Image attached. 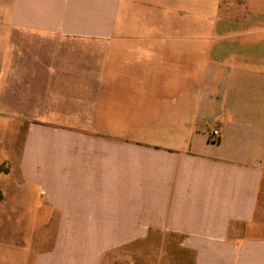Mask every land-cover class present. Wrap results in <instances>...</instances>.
Instances as JSON below:
<instances>
[{"label":"crops","instance_id":"obj_1","mask_svg":"<svg viewBox=\"0 0 264 264\" xmlns=\"http://www.w3.org/2000/svg\"><path fill=\"white\" fill-rule=\"evenodd\" d=\"M218 4L0 0V264H264V0L223 58Z\"/></svg>","mask_w":264,"mask_h":264},{"label":"rangeland","instance_id":"obj_2","mask_svg":"<svg viewBox=\"0 0 264 264\" xmlns=\"http://www.w3.org/2000/svg\"><path fill=\"white\" fill-rule=\"evenodd\" d=\"M217 1V11L214 8H209V6L205 7L203 5L201 16L203 21V30L205 27L209 26L211 23H215L214 33H211L207 38L202 40V49L203 52H206L208 49H223V54H220L218 57H227L225 54L226 50H231L233 48L242 47L243 43L247 39V31L255 32L258 30L257 24L255 22L244 23V17L250 18L253 16L252 11L249 12L244 8L245 1L247 3L252 4L254 0H215ZM251 1V2H250ZM205 0H203L204 4ZM229 6V7H228ZM230 10L233 12V18L235 17V22L226 24L224 11ZM261 9V8H260ZM261 11V10H260ZM209 12L213 13V17H209ZM262 13L264 14V6L262 7ZM257 14V13H256ZM212 24V25H213ZM233 34H235L233 36ZM205 60L203 59V62ZM32 227V224H30ZM28 234L30 232H27ZM30 239V236H28ZM142 252L138 251V264H146L144 263L146 258H143L141 255L148 254V258L151 259L152 262L158 260L156 259L157 255H161V248H142ZM147 252V253H146ZM129 250L123 248L121 252V262L119 264H132V259L129 258ZM150 264V263H148Z\"/></svg>","mask_w":264,"mask_h":264},{"label":"built area","instance_id":"obj_3","mask_svg":"<svg viewBox=\"0 0 264 264\" xmlns=\"http://www.w3.org/2000/svg\"><path fill=\"white\" fill-rule=\"evenodd\" d=\"M213 137H214L215 140H218V139L220 138V133H219V131L214 130V131H213Z\"/></svg>","mask_w":264,"mask_h":264},{"label":"trees","instance_id":"obj_4","mask_svg":"<svg viewBox=\"0 0 264 264\" xmlns=\"http://www.w3.org/2000/svg\"><path fill=\"white\" fill-rule=\"evenodd\" d=\"M219 140V139H218ZM218 140H215V141H218Z\"/></svg>","mask_w":264,"mask_h":264}]
</instances>
